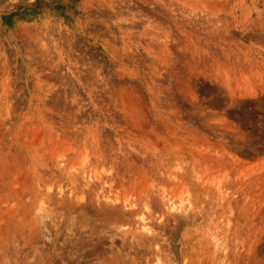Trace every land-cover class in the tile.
Here are the masks:
<instances>
[{"label": "rangeland", "instance_id": "1", "mask_svg": "<svg viewBox=\"0 0 264 264\" xmlns=\"http://www.w3.org/2000/svg\"><path fill=\"white\" fill-rule=\"evenodd\" d=\"M0 264H264V0H0Z\"/></svg>", "mask_w": 264, "mask_h": 264}, {"label": "bare ground", "instance_id": "2", "mask_svg": "<svg viewBox=\"0 0 264 264\" xmlns=\"http://www.w3.org/2000/svg\"><path fill=\"white\" fill-rule=\"evenodd\" d=\"M180 206H181V205H180ZM170 208H171L172 210H174V209L177 208V206L171 201V202H170Z\"/></svg>", "mask_w": 264, "mask_h": 264}]
</instances>
